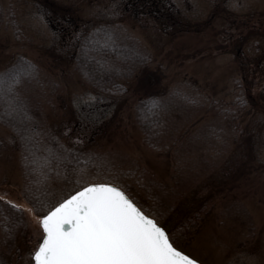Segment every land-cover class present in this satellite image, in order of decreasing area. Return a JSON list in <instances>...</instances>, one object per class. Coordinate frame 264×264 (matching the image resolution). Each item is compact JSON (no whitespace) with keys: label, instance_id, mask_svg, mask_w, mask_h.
Instances as JSON below:
<instances>
[{"label":"rangeland","instance_id":"1","mask_svg":"<svg viewBox=\"0 0 264 264\" xmlns=\"http://www.w3.org/2000/svg\"><path fill=\"white\" fill-rule=\"evenodd\" d=\"M100 23L151 55L160 94L194 100L165 112V146L145 142L137 84L128 94L101 92L74 67L82 33ZM19 55L39 66L43 85L24 93L45 129L86 158L82 179L127 183L162 209L174 244L202 264H264V0H0V71ZM0 142V204L23 210L16 237L0 225V256L33 264L42 214L26 198L22 148L2 124ZM76 167L55 168L66 177L48 182L50 203L76 187Z\"/></svg>","mask_w":264,"mask_h":264},{"label":"trees","instance_id":"2","mask_svg":"<svg viewBox=\"0 0 264 264\" xmlns=\"http://www.w3.org/2000/svg\"><path fill=\"white\" fill-rule=\"evenodd\" d=\"M119 30L118 27L110 23H100L88 27L82 33L76 51L72 55L74 67L101 92L128 94L131 89L130 85L137 84V91L140 94L135 101V110L139 128L144 133L147 144L153 148H161L168 143V139L172 138V136H168L169 133L164 128L167 109L177 99H184L192 103L194 100L182 93L181 90L170 93L164 91L160 94L157 90L159 72L149 70V63L152 61L151 55L141 49L129 34ZM16 72H19L20 75L15 83L10 78H5L6 74L11 77ZM38 72L37 64L20 55L0 71V124L11 130L17 145L22 148L24 172L30 184V195L26 198L36 212L43 214L34 206V193L44 192L47 200L54 195L50 196L49 192L51 190L54 192L56 185L53 186L48 182L51 178L57 177L56 180H60L59 176L66 177L63 171H55V168L59 165L69 168L77 166V170L83 169L87 173L88 165H86V158H78L80 150H76V153L75 151L74 153L70 152L67 145L59 137L53 135V131L45 129V123L42 120L43 113L40 112L38 102L34 103L30 96L25 95L24 87L31 86L35 82L42 84ZM152 101L155 103H151ZM65 155H69L71 159L64 160ZM95 170H98V167ZM72 175L76 174L70 172V176ZM106 178L109 179L101 181L118 184L139 206L165 226L160 221L161 215H158V210L162 211V209L157 206L154 209L143 204L141 197L127 183L118 179H110V177ZM152 184L160 187L155 182ZM70 190H63L62 196H65ZM154 195L156 199L153 200H157L158 194ZM0 225L8 234H11V237H16V229L23 225L22 208H15L13 203L9 202L0 204ZM170 238L174 242V239ZM0 264L10 263L0 256Z\"/></svg>","mask_w":264,"mask_h":264},{"label":"snow or ice","instance_id":"3","mask_svg":"<svg viewBox=\"0 0 264 264\" xmlns=\"http://www.w3.org/2000/svg\"><path fill=\"white\" fill-rule=\"evenodd\" d=\"M19 75L5 78L15 83ZM85 174L78 169L75 189L55 203L34 193L43 235L29 253L33 264H199L118 184L89 182Z\"/></svg>","mask_w":264,"mask_h":264},{"label":"water","instance_id":"4","mask_svg":"<svg viewBox=\"0 0 264 264\" xmlns=\"http://www.w3.org/2000/svg\"><path fill=\"white\" fill-rule=\"evenodd\" d=\"M199 264H202V263L199 262Z\"/></svg>","mask_w":264,"mask_h":264}]
</instances>
